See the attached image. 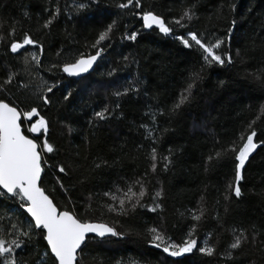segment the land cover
<instances>
[{
    "label": "trees",
    "instance_id": "trees-1",
    "mask_svg": "<svg viewBox=\"0 0 264 264\" xmlns=\"http://www.w3.org/2000/svg\"><path fill=\"white\" fill-rule=\"evenodd\" d=\"M126 2L0 0V36L3 37L0 82L7 77L9 69L20 73L12 85L0 90V98L18 103L23 100L21 107L24 108L38 106L40 114L49 121V131L46 136L40 135L39 142L46 138L54 151L44 155L47 163L43 165L41 186L61 210H74L82 220L108 223L125 233L123 237H111L102 243H97L98 239L89 240L78 253L80 264H117L118 261L120 264H171L172 261L264 264L261 250L264 242V91L257 87L254 76L249 75L264 70V0H141L142 8L117 6ZM78 3H85L87 7L78 10ZM187 8L195 12L193 20L182 21L186 27L172 23ZM142 10L160 15L173 32L166 36L158 29H143L138 15ZM57 11L50 28H43L50 14ZM113 20L117 24L111 38L98 46L105 51L91 73L80 79H68L58 69L52 70L54 76L47 71L53 63L62 65L74 61L80 54H95L97 49L92 45ZM14 23L15 35L9 36ZM133 31L138 33L135 41L124 39ZM26 32L43 46V52L33 46H26V52L22 50L16 55L6 51L13 40L22 41ZM188 32L197 33L205 43L224 41L217 51L230 54L234 63L204 67L201 71L202 50L194 42L192 47L185 48L175 39L180 35L188 38ZM31 52L40 56L38 69L34 62L24 64L25 58L31 61L27 55ZM125 56L128 60H124ZM29 72L36 77L35 83L43 78L49 85H57L49 94L51 105L43 106L40 101L28 99V93L21 95L17 90L21 81L32 80ZM194 73L199 76L189 100L170 112L183 90L193 82ZM129 86L135 91L117 100L113 93ZM69 92L70 99L65 101L63 97ZM117 102L119 109L115 108ZM105 105L114 114L106 121L90 125L94 111L102 110ZM142 125L154 129L151 138ZM252 130L257 132L255 142L261 146L242 171L241 197L231 195L225 200L228 186L234 182V157L229 154L211 161L208 157H215L216 151L238 142L242 133L246 137ZM153 147L157 150L155 171L150 159ZM165 156L171 163L163 159ZM101 160L107 164L94 169V163ZM61 165L67 175L58 171ZM137 180L145 185L147 194L142 200L145 206L124 216L108 212L105 205L118 208V200L112 201L103 193L111 192L122 198L129 185L138 192ZM156 191H162V195L154 201ZM155 203L161 204V208L149 211ZM87 205L91 208L86 212ZM200 208L204 210V217L193 238L199 246L205 243L215 246V255L208 257L194 250L171 258L150 246L148 229L151 227L177 243L186 239L196 223L191 216L198 214ZM17 220H29L19 201L0 196V229L6 230L0 235L8 241L16 238L7 232H11V224ZM233 228L237 233L232 232ZM241 229L246 230L249 242L234 251L229 259L228 245ZM254 233L257 234L255 246L251 243ZM44 245L36 236L24 249L17 250L18 258L35 264L38 254L45 250Z\"/></svg>",
    "mask_w": 264,
    "mask_h": 264
},
{
    "label": "snow or ice",
    "instance_id": "snow-or-ice-1",
    "mask_svg": "<svg viewBox=\"0 0 264 264\" xmlns=\"http://www.w3.org/2000/svg\"><path fill=\"white\" fill-rule=\"evenodd\" d=\"M91 2H98V0H91ZM117 6L120 9H127L130 6L142 8L141 0H127L126 3H120ZM76 7L79 10L86 8L87 5L85 3H78ZM24 15L27 16L28 13L25 12ZM57 15L58 11L51 13L50 18L44 22L42 27L49 29ZM138 15L142 20L143 29H158L160 33L166 36L173 32V28L166 24L165 19L151 10H142ZM194 17L195 12L192 8H187L182 12L180 18L174 19L172 23L180 27H186L182 21L187 20L190 22ZM116 24L117 21L113 20L112 23L108 24L99 33L98 38L92 45L93 48L97 49L95 54H80L74 61L66 62L62 65L53 63L47 71L52 72L54 76L55 72L52 70L58 69L68 77H78L83 73L89 72L105 51L103 47L98 46L111 38L110 34L113 32ZM15 31L14 23L9 36H14ZM229 32H231V29ZM137 35L138 33L133 31L131 34L126 35L124 39L135 41ZM187 37L180 35L176 36L175 39L179 40L185 48L192 47L194 42V45L202 50L204 65L201 71H203L204 67L215 65L223 67L226 64L230 65L234 63L230 54L224 53L222 55L217 51L221 48L224 41L217 39L215 43H205L195 32H188ZM2 39L3 37L0 36V40ZM26 46L39 47L41 52H43V46L27 32L24 33L22 41L13 40L6 51L12 54H20L22 50L27 51ZM27 55H30L31 61L25 58L24 64L27 66L34 62L35 68L38 69L41 66L40 56L35 52L27 53ZM57 55L59 56L60 53H57ZM124 60H128V57L125 56ZM28 75L32 76V80L28 82L21 81L17 90L21 92V95L28 93V99L40 101L43 106L51 105L52 100L49 94L53 93L57 85H49L43 78H40L39 83H35L36 77L33 73L29 72ZM249 75L254 76L257 87L261 91H264V70H261L259 73H250ZM18 76H20L19 72L9 69L7 77L0 82V90L5 89L8 85H12ZM198 76V73L193 74V82L189 83L183 90L179 101L172 106L169 110L170 112H175L189 100L192 95V89L195 86V79ZM132 91H135V89L129 86L123 91H115L113 95L119 100V98L128 95ZM70 96L71 92L64 95L63 99L68 101ZM23 102V100L18 103L16 100L6 101L0 98V196H7L8 198L18 200L20 208L24 210L30 219L26 221L17 220V222L11 224V232H7V234L16 236L15 239L8 241L4 235H0V264H31L28 260L19 259L17 250L24 249L36 236H39L46 243L43 254H38L35 264H80L78 252L83 251V246L89 240L99 238L96 242L102 243L109 237H123L125 233L117 231L115 227L110 226L108 223L82 220L74 210H68L67 208L61 210L54 203L53 199L50 198L49 194L46 193L45 188L41 186L42 173L45 171L43 165L47 163L44 155L45 153H53L54 147L46 138L40 143L39 137L41 134L46 136L48 133L49 121L40 114L38 106L24 108L21 107ZM115 108H120L118 102L115 104ZM113 114L114 110L105 105L102 110L94 111L93 119L89 121V124L95 126L96 122L106 121ZM163 114L161 112V115ZM152 119L155 122V114H153ZM253 123L255 122L253 121ZM25 124L28 125L26 129L27 133L33 134L32 136L25 133L23 128ZM142 127L146 128L147 137L151 138L154 129H148L147 126L143 125ZM248 127L251 128L252 125L249 124ZM69 131H72L70 126ZM256 137L257 132L255 130H252L246 137L242 133L238 142L233 141L230 146L222 147L219 151H216L215 157L212 155L208 157L209 161L229 154L234 157V182L229 184V194L225 195V200L230 199L231 195H234L236 198H240L242 195L240 187V182L243 179L242 171L245 169L246 163L252 154L261 146L255 142ZM150 159L153 161L151 168L155 171L157 167V150L155 147L151 150ZM163 159L171 163L168 156L163 157ZM168 163L165 164V169H167ZM106 164L107 161L101 160L100 163H94V169H99ZM58 171L67 175V170L62 165L59 166ZM57 183H60L61 188H64V185L59 180ZM135 184L139 185V191H133V185H129L122 198L117 197L111 192L103 193L104 196L109 197L112 201L118 200L119 204L118 208L112 204H106L107 211L124 216L128 215L130 211H135L137 207H144L145 205L142 204V200L147 194L145 185L140 180H137ZM119 190L117 188V191ZM64 191L67 192V189H64ZM161 195L162 191H156L153 200L155 201ZM91 199L92 197L89 196V200ZM90 208L91 205H87L85 211L87 212ZM160 208L161 204L155 203L153 207L149 208V211L156 212ZM203 217V208L198 209V214H192L191 219L196 223L189 229L187 238L180 243L175 242L156 227L148 229L150 235L148 243L152 248L162 250V253L171 258L191 254L194 250L202 255L212 257L216 254L215 246H210L207 243L204 246H199L197 239L193 238ZM4 232H6L5 229H0V233ZM232 232L237 233V229L233 228ZM245 233L246 230L241 229L238 231V234L234 235L233 241L228 245L229 251L226 252L229 259L232 258L234 251L249 242L248 236ZM251 243L253 246L256 245V233L253 234ZM261 243V250L264 251V242ZM117 264H120V262L118 261ZM171 264H178V262L172 261Z\"/></svg>",
    "mask_w": 264,
    "mask_h": 264
},
{
    "label": "water",
    "instance_id": "water-1",
    "mask_svg": "<svg viewBox=\"0 0 264 264\" xmlns=\"http://www.w3.org/2000/svg\"><path fill=\"white\" fill-rule=\"evenodd\" d=\"M12 54V53H11ZM13 55H16V54H13ZM96 64V63H95ZM95 64L93 65V68H94V66H95ZM93 68L92 69H90L89 70V72H87V73H83L81 76H78V77H68L66 74H64L68 79H80V78H83V77H85V76H87L89 73H91L92 72V70H93ZM23 213L27 216V214L24 212V210H23ZM28 217V216H27ZM28 219H30V217H28ZM90 235H94V234H90ZM109 238H111V237H109ZM96 239H99V238H96ZM108 239V238H107ZM46 243V242H45ZM79 253V252H78Z\"/></svg>",
    "mask_w": 264,
    "mask_h": 264
},
{
    "label": "rangeland",
    "instance_id": "rangeland-1",
    "mask_svg": "<svg viewBox=\"0 0 264 264\" xmlns=\"http://www.w3.org/2000/svg\"><path fill=\"white\" fill-rule=\"evenodd\" d=\"M23 127H24V129H25V131H26V129H27V127H28V125H27V124H25ZM26 133H27V131H26ZM28 134L32 135L31 133H28Z\"/></svg>",
    "mask_w": 264,
    "mask_h": 264
}]
</instances>
